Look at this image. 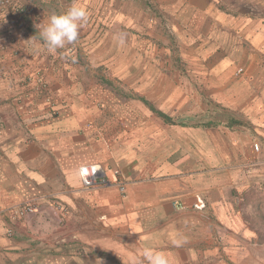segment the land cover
<instances>
[{
    "label": "crops",
    "instance_id": "crops-1",
    "mask_svg": "<svg viewBox=\"0 0 264 264\" xmlns=\"http://www.w3.org/2000/svg\"><path fill=\"white\" fill-rule=\"evenodd\" d=\"M7 1L29 12L0 14V264H146L145 248L165 254L169 264H239V257L264 256V241L262 250L255 244L264 233V0H247L246 28H232L242 37L237 62L231 61L245 71L232 79L225 122L215 106L216 119L206 120L207 99L188 110L189 100L172 99L176 94L156 82L143 90L149 74L132 92L120 91L134 104L109 105L100 98L110 91L82 85L87 71L80 64L109 62L110 51L104 55L99 46L106 42L110 50L111 32L101 37L97 28H118L127 41L124 9L132 0H112L116 9L98 0L95 11L87 10L77 60L65 55L68 45L52 54L33 51L27 40L47 22L36 19L41 0ZM80 1L43 11L63 14L74 3L84 8ZM34 68L44 72L48 95L27 93L20 82ZM215 83L220 93L210 95L222 107L224 81ZM195 90L203 95L202 87ZM112 111L117 120L107 117ZM83 165L108 175L118 169L125 194L114 184L85 188ZM31 200L35 214L11 223L8 211Z\"/></svg>",
    "mask_w": 264,
    "mask_h": 264
},
{
    "label": "rangeland",
    "instance_id": "rangeland-1",
    "mask_svg": "<svg viewBox=\"0 0 264 264\" xmlns=\"http://www.w3.org/2000/svg\"><path fill=\"white\" fill-rule=\"evenodd\" d=\"M81 1L86 10L93 8L95 11L99 7L98 0ZM101 1L102 7L113 4L114 9H116V2L112 0ZM41 2L43 10H45L44 6L62 7L49 1L41 0ZM159 3L156 6V0H132L129 5H126L124 11L128 17L124 22L130 20L125 23L126 29L124 30L127 32V41L124 44L116 39L119 35L117 33L118 28H109V26L97 28V30H103L100 32L101 37L106 35L108 31L111 32L112 41L107 43L110 50L105 47L106 42L99 46L102 49L105 48L104 55L110 51L109 62L104 66L98 63L90 64L88 67L85 63L80 64L87 71L84 84L82 82L81 84L85 88H92L96 91H110V95L107 96L108 99L100 98L102 101H106L105 103L110 102L109 105L119 99L126 100L127 104H134L139 102H133L132 98L129 97L124 99L123 96L119 95L120 91L132 92L136 87H139L136 86L138 81L140 79L145 80L149 74L143 90H148L147 88L151 87L152 82L153 84L156 82L157 86L159 85L163 90L171 91L170 95L176 94L172 99L180 102L183 99L189 100L186 103L188 110L189 108L192 109L193 105L204 104L205 99H207L206 104L209 106L210 113L208 112L206 115V120L215 118L213 111L215 106L223 113L225 122L230 114V108L225 104H229L227 102L230 100L229 89L232 79L235 81L240 79L245 71L242 69V73H239L240 68L236 63V46L238 39L241 40L242 33H235L232 28H246L247 0H160ZM183 6H189V9L184 11V15L181 13ZM211 7L214 8L213 11H211ZM206 8L208 9L206 10ZM43 10L38 11L39 17L36 19L41 18L42 21H47L50 15L46 13L49 11ZM32 11L37 13L36 10ZM103 20L101 18V23ZM105 30L106 32H104ZM35 33L38 35L37 30ZM96 33L97 37L99 33ZM93 38L94 35L91 34L88 41L90 45L93 43ZM80 41L78 38V52L82 48ZM95 42L98 45L100 43L99 40ZM135 42L139 43L135 45ZM141 42L148 43L142 47ZM149 44H154L158 49L155 50ZM126 47L127 54L124 53ZM97 53L101 56V51H97ZM94 55L96 56L95 52ZM94 55L93 59L95 60ZM33 57L29 56L28 59H33ZM233 57L235 63L231 61L234 59ZM90 72H93L94 75L92 76ZM154 72L155 75L159 74L162 79L155 77ZM24 79H20V82L25 84L26 88L30 87L27 93L33 92L39 96L48 95V81L45 80V74L41 72V69L34 68ZM219 79L224 81V89H226L222 107L210 95H219V86H215V82ZM200 87L203 89V95L199 97L196 96L195 89ZM107 115L111 120H117L119 116L113 111ZM65 209L68 212L67 208ZM61 211L65 212L64 210ZM256 235V247L262 250L264 233L260 232ZM238 260L239 264H264V256H261V252L254 257H239Z\"/></svg>",
    "mask_w": 264,
    "mask_h": 264
},
{
    "label": "clouds",
    "instance_id": "clouds-1",
    "mask_svg": "<svg viewBox=\"0 0 264 264\" xmlns=\"http://www.w3.org/2000/svg\"><path fill=\"white\" fill-rule=\"evenodd\" d=\"M3 0L0 1V3ZM49 2L63 4L68 0H47ZM14 9H10L5 13L0 14H17L26 15L29 11L21 7L20 4L16 2L9 3ZM34 14V11H30ZM88 12L86 9L77 6L75 3L72 4L63 14H52L48 17L46 23H40L38 35L35 34L27 41L32 45L33 51L39 53L40 51H46L49 54L55 53L58 49L65 48L68 45L65 55L70 60H77L78 57V36L79 29L82 28L88 21ZM120 43H124L125 36L120 34L117 37ZM71 44V45H70ZM74 48L75 54L71 57L69 56V50ZM51 104L52 100L48 99ZM142 260L146 264H169L168 258L165 254L161 252L154 251L151 248H145L142 252Z\"/></svg>",
    "mask_w": 264,
    "mask_h": 264
},
{
    "label": "built area",
    "instance_id": "built-area-1",
    "mask_svg": "<svg viewBox=\"0 0 264 264\" xmlns=\"http://www.w3.org/2000/svg\"><path fill=\"white\" fill-rule=\"evenodd\" d=\"M10 9H14L7 0H3L0 3V10L1 13H5ZM69 56H73L75 54L74 48L69 50ZM242 69L239 70V73H242ZM254 148L258 150L259 145H255ZM79 176L83 186L87 189L96 188L99 186H110L112 184L116 185L119 191L122 194L126 192V186L124 182L120 180L121 172L118 169L112 170L111 174L108 175L106 170L102 169L101 167L94 166V165H83L79 168ZM56 207L59 210H64L66 212V207L61 204H56ZM175 208L178 210H183L184 205L180 202H176ZM37 202L35 200L24 202L13 209L8 211L10 216V222L16 223L20 220L25 219L29 215L35 213L37 211ZM14 234L13 227H9L7 230V235L12 237Z\"/></svg>",
    "mask_w": 264,
    "mask_h": 264
},
{
    "label": "trees",
    "instance_id": "trees-1",
    "mask_svg": "<svg viewBox=\"0 0 264 264\" xmlns=\"http://www.w3.org/2000/svg\"><path fill=\"white\" fill-rule=\"evenodd\" d=\"M105 81H107V80H105ZM143 103L145 104V105H150V103L148 102V101H146V100H143ZM151 106V105H150ZM152 111H154L155 113H158V115L159 116H161V117H163L164 119H166L167 120V116L165 115V114H163V113H161V112H157L156 110H152Z\"/></svg>",
    "mask_w": 264,
    "mask_h": 264
}]
</instances>
